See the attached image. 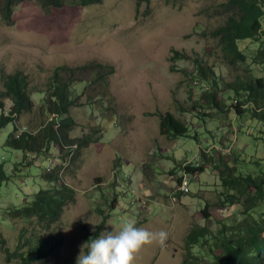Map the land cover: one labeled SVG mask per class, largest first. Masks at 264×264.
Wrapping results in <instances>:
<instances>
[{"label": "rangeland", "instance_id": "1", "mask_svg": "<svg viewBox=\"0 0 264 264\" xmlns=\"http://www.w3.org/2000/svg\"><path fill=\"white\" fill-rule=\"evenodd\" d=\"M228 1L151 0L148 9L146 5L138 8L131 0H103L99 6L66 7L45 13L36 1L30 0L17 7L12 25L0 15V93L5 91V76L22 70L29 76V90L35 103L33 112L19 120L21 129L35 131L48 122L42 110L43 91L56 66L98 61L115 67V74L109 79L114 104L104 97L90 100L84 97L80 101L82 106L71 110L77 125L72 138L90 131H96L102 138L83 149L79 160L63 174L66 184L76 190V201L65 208L62 219L52 228L36 219H9L4 210L24 204L25 197L49 187L42 177L48 170L42 168L65 164L54 158L60 155L57 146L50 157L38 156L35 161L34 155L25 156L5 147L13 124L0 131V165L11 176L7 187L1 189L0 228L11 253L20 245L21 233L32 240L36 236L52 239L62 234L65 238L62 252L36 264H76L81 247L87 244L83 226L93 235L104 216L109 215L101 233L119 231L129 220H134L136 227L168 233L163 247L145 246L134 264H184L186 239L193 230L205 228L213 241V234L224 225L229 228L246 219L238 206H221L225 188L220 172L211 168L213 165L207 166L205 173L191 177L189 191L181 198L179 193L183 191L175 183L178 178L170 175L178 167L180 177L184 166L197 161L199 148L206 145L208 157L218 162L217 157L223 151L230 163L234 161V152L228 149L234 146L235 152L242 154L238 175L258 176L264 172V140L255 139L264 138L262 120L251 118L249 113L239 117L234 110L223 116L222 121L210 109L203 111L208 116L202 120L181 116L179 112L180 107L190 106L188 97L191 81H196L193 72L197 63L213 69L222 80L226 104L236 99L227 86L236 85L238 79L250 78L252 70L254 79L264 78V66L255 62L258 42H241L239 47L248 59L233 64L219 40L211 36L226 24L227 18L215 14V9ZM174 50L186 55L175 62L176 71L171 60ZM89 76L85 73L83 78ZM86 85L77 83L78 93ZM72 93L76 96L75 91ZM5 104L7 109L12 106L10 100ZM156 113L176 115L195 135L169 139L161 133L159 118L149 116ZM210 122L212 133L203 125ZM225 125L230 130H223ZM248 133L254 135L247 136ZM207 205L205 218L203 211ZM253 213L256 218L263 214L264 202ZM211 247L213 243L197 247L193 255H205ZM83 252L87 254V246ZM6 258L0 243V264H19L17 259L9 263ZM205 259V264H210Z\"/></svg>", "mask_w": 264, "mask_h": 264}, {"label": "trees", "instance_id": "2", "mask_svg": "<svg viewBox=\"0 0 264 264\" xmlns=\"http://www.w3.org/2000/svg\"><path fill=\"white\" fill-rule=\"evenodd\" d=\"M26 1L30 0H0L2 19L7 24L12 25L15 10ZM34 1L45 13H52L53 9L85 8L99 6L103 3V0ZM131 1L135 2L138 8L144 5L148 9L151 7V0ZM215 14L226 17L227 20L226 24L213 31L211 36L219 40L222 50L231 58V62L233 64L246 62L247 55L240 49L239 44L249 40L260 44L255 62L257 65L264 66V0H229L227 3L220 4L215 9ZM173 54L171 58L174 63L172 69L176 71L175 62L186 58V55L175 50ZM262 66L260 67L263 70ZM85 73L90 74L89 78H83ZM185 73L188 74L186 71ZM193 73H195L193 78L196 81H191L188 97L190 106L179 108L181 116L191 115L202 120L208 116L203 115V111L210 109L217 112L218 118L222 121L223 116L229 115L234 110L239 117L249 113L251 118H258L264 123V78L254 79L252 76L254 70L250 72V78H246L245 81L238 79L236 85L227 86L229 91L235 93L236 98L229 100L227 104L224 102L226 91L222 87V80L218 78L213 69L197 63ZM114 74L115 67L113 65L98 61L76 66L67 64L56 66L53 75L47 82L46 89L43 91L45 97L42 110L45 111L48 122L43 123L35 131L21 129L18 126L21 117L33 112L35 107L32 93L29 90V76L22 70L5 76V91L0 93V131L10 124L14 125L13 131L7 136L5 147L21 151L25 156L34 155L35 161H38L39 157L54 153L57 146L56 149L59 150L60 155L54 156V158L57 160L58 157V160L65 162L63 165L57 164L54 168L43 167L42 169L47 168L48 170L44 172L42 177L49 184V187L40 188L37 193L25 197L26 202L24 204L13 205L5 209L7 218L27 221L36 219L46 228H52L62 219L65 208L76 201V190L66 184L63 174L71 164L73 165L79 160L83 149L93 143L100 142L102 137L96 131H90L80 138H72L71 134L77 125L71 115V110L82 106L80 101L84 97L87 100H90V97L93 99L104 97L114 104L115 99L109 86V79ZM79 82H86L87 85L82 92L78 93L75 85ZM195 86L200 87V89L196 90ZM74 91L76 96L72 93ZM92 93L95 94L91 95ZM7 100L12 102L9 109L5 104ZM228 109L229 113L226 114ZM149 116L159 118L161 133L169 139L191 138L195 135L185 121L172 113H156L149 114ZM211 123L202 124L208 126ZM230 127L232 128L233 125ZM208 130L213 132L209 126ZM223 130L228 131L230 129H227L225 125ZM219 132L222 135L224 133ZM251 135L254 134H247V136ZM255 139L264 140V138L257 137ZM195 140L199 142L197 138ZM207 147V145L204 148L200 147V156H197V161L184 167L186 174L191 177L203 174L207 166L213 165L214 167L211 168L220 172L222 186L225 188L223 192L224 202L221 203V206H238L239 209L243 210L246 219L229 228L224 225L221 230L213 234V241L208 238L209 234L205 228L198 227L193 230L186 239L187 258L184 264H205V258L209 259L210 264H264V213L259 214L257 218L253 213L264 202V172L258 176L252 174L238 175V165L241 162L242 154L236 153L234 146L228 149L229 152L232 150L234 152L233 163L225 160L223 151L217 157L219 161H214L212 157H208ZM237 147L242 149L239 145ZM179 173L178 167L170 173L172 177L178 178L175 181L178 187L183 184V178H179ZM10 178L11 176L5 167L0 165V194L2 187L4 185L7 187ZM182 194L185 193L180 192V198L184 196ZM208 209L209 206L207 205L203 211L205 218L208 217ZM109 217V215L104 216L103 222L98 225L97 232L93 235H90L88 229L83 226L86 231V243L90 244L93 239L99 238L101 231L109 221ZM24 234L19 235L20 245H17L16 250L11 253L9 247L6 246L7 240L0 228V243L4 248L7 262L11 263L17 259L19 264H36L37 261L42 262L49 257L57 256L65 246V238L62 234H58L52 239L36 236L35 240ZM210 243H213V247L210 248L209 253L201 256L193 255L194 249L206 247ZM88 251L87 247V253Z\"/></svg>", "mask_w": 264, "mask_h": 264}, {"label": "clouds", "instance_id": "3", "mask_svg": "<svg viewBox=\"0 0 264 264\" xmlns=\"http://www.w3.org/2000/svg\"><path fill=\"white\" fill-rule=\"evenodd\" d=\"M135 224L134 220H129L119 231L102 232L99 238L81 247L76 264H134L145 246L166 244L168 233L165 230L150 231ZM86 246L89 251L84 254Z\"/></svg>", "mask_w": 264, "mask_h": 264}, {"label": "built area", "instance_id": "4", "mask_svg": "<svg viewBox=\"0 0 264 264\" xmlns=\"http://www.w3.org/2000/svg\"><path fill=\"white\" fill-rule=\"evenodd\" d=\"M185 177H186V179H185ZM179 178H183V184L180 185V187H181V189H182V191L184 193H187L189 191V185H190L191 176H189L188 174H186L185 170H183L182 171V174L180 175ZM187 178H188V181H187Z\"/></svg>", "mask_w": 264, "mask_h": 264}]
</instances>
